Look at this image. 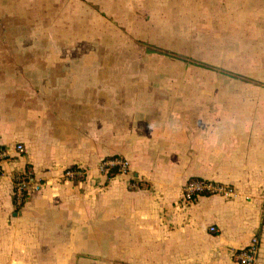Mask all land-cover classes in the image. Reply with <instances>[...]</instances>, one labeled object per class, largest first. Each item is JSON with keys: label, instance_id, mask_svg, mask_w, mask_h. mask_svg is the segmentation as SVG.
<instances>
[{"label": "crops", "instance_id": "crops-1", "mask_svg": "<svg viewBox=\"0 0 264 264\" xmlns=\"http://www.w3.org/2000/svg\"><path fill=\"white\" fill-rule=\"evenodd\" d=\"M0 141V264H239L254 234L264 264V0H0Z\"/></svg>", "mask_w": 264, "mask_h": 264}, {"label": "built area", "instance_id": "built-area-1", "mask_svg": "<svg viewBox=\"0 0 264 264\" xmlns=\"http://www.w3.org/2000/svg\"><path fill=\"white\" fill-rule=\"evenodd\" d=\"M16 151L18 154H23L25 152L24 144L18 143L16 145ZM7 156L8 152L0 141V161ZM99 170L105 175H111L113 173L129 174L131 171L130 162L126 158L120 156L104 158L99 163ZM87 177V170L80 165L66 168L63 174V179L68 181L83 182ZM129 186L135 190L146 189L145 186L137 182H130ZM40 187L41 185L31 169L27 168L26 170L17 173L14 177L13 185L15 207L21 209L27 202L30 193L34 190H38ZM236 194L237 190L230 184L205 178H190L183 187L179 202L183 205H188L203 195H220L229 199ZM210 231L217 233L218 228L212 226ZM260 249L261 236L259 234H254L245 247L233 252V258L239 264H256L259 259Z\"/></svg>", "mask_w": 264, "mask_h": 264}, {"label": "rangeland", "instance_id": "rangeland-1", "mask_svg": "<svg viewBox=\"0 0 264 264\" xmlns=\"http://www.w3.org/2000/svg\"><path fill=\"white\" fill-rule=\"evenodd\" d=\"M178 54L176 53V55H178ZM186 57L192 59V61H201V59H199V52L198 51L189 52V54H187ZM160 58H169V57L164 55V56H161ZM185 67H186L185 70L191 69L192 72L191 71L190 72L187 71V73H192L193 75H199L201 73H205V71H203V69H201L200 66H195L194 64L192 65V63H191V67L188 64ZM158 69L160 71L167 70V69H169L170 71H172V70L182 71L183 70V66H176L175 68H172V67H159ZM218 69H222L225 73H231L230 71H227L225 68H221L220 67ZM218 73H221V72H218Z\"/></svg>", "mask_w": 264, "mask_h": 264}, {"label": "trees", "instance_id": "trees-1", "mask_svg": "<svg viewBox=\"0 0 264 264\" xmlns=\"http://www.w3.org/2000/svg\"><path fill=\"white\" fill-rule=\"evenodd\" d=\"M160 53H162V52H160ZM177 57H179V58H181V59H185L186 60V58L185 57H182V56H177ZM187 60H189V61H192V59H187ZM193 63H195V64H198V65H202V66H205V64L204 63H202V62H199V61H192Z\"/></svg>", "mask_w": 264, "mask_h": 264}]
</instances>
